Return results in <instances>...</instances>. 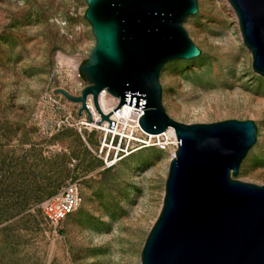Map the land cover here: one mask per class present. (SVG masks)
I'll return each instance as SVG.
<instances>
[{"label":"rangeland","instance_id":"rangeland-1","mask_svg":"<svg viewBox=\"0 0 264 264\" xmlns=\"http://www.w3.org/2000/svg\"><path fill=\"white\" fill-rule=\"evenodd\" d=\"M198 2L184 23L202 52L165 63L163 103L189 123L253 119L257 140L234 176L264 183V75L231 2ZM87 7L0 0V264H140L160 212L175 145L120 151L107 166L103 130L83 125L80 102L55 91L79 94L86 81L69 59L84 62L95 44ZM69 181L82 201L54 225L42 202Z\"/></svg>","mask_w":264,"mask_h":264},{"label":"water","instance_id":"water-1","mask_svg":"<svg viewBox=\"0 0 264 264\" xmlns=\"http://www.w3.org/2000/svg\"><path fill=\"white\" fill-rule=\"evenodd\" d=\"M239 17L253 68L264 75V0H229ZM95 44L80 70L88 83L79 94L55 88L93 115L103 89L144 108L141 126L157 133L174 126L179 146L171 158L160 212L141 250L140 264H264V183L234 176L257 140L251 118L184 122L163 103L159 76L174 58L190 59L201 48L184 22L198 0H87ZM114 108L113 110H115ZM112 110V111H113Z\"/></svg>","mask_w":264,"mask_h":264},{"label":"built area","instance_id":"built-area-1","mask_svg":"<svg viewBox=\"0 0 264 264\" xmlns=\"http://www.w3.org/2000/svg\"><path fill=\"white\" fill-rule=\"evenodd\" d=\"M88 83L87 79L83 83L82 88ZM87 97V103L89 106ZM118 106L116 103L112 110ZM110 111V118L115 120L114 128L109 127L110 121H102L92 123L89 118H84L81 123L85 126L91 125L103 130V136L100 140V150L106 149L104 156L105 165H112L118 159L119 152L129 153L141 146L158 145L161 148H166L170 144L178 146V138H174L168 134L166 130L158 133L146 131L140 124V116L143 113V108L129 103H123L118 108ZM98 115V114H97ZM99 119V118H98ZM114 150L110 154V150ZM82 201V193L77 181H69L58 191L49 195L42 202V209L47 218L54 224L58 225L65 217L73 212L79 203Z\"/></svg>","mask_w":264,"mask_h":264},{"label":"bare ground","instance_id":"bare-ground-1","mask_svg":"<svg viewBox=\"0 0 264 264\" xmlns=\"http://www.w3.org/2000/svg\"><path fill=\"white\" fill-rule=\"evenodd\" d=\"M185 24V23H184ZM67 60V59H66ZM70 62L72 63L74 69H75V74L76 76L78 75V69L81 65V58L79 56H75L72 59H69ZM79 76V75H78ZM77 78V77H76ZM89 98L93 99L92 94H88ZM119 102V97L115 96V95H111L109 93L106 92V89H103L100 94H99V104L100 107L102 108L103 111L105 112H110L113 108V106ZM143 108V107H142ZM89 109L93 115V120L92 123H96L97 120L100 119V113L97 109V107L95 106V103L93 100H89ZM111 113V112H110ZM143 113H144V108H143ZM98 114V115H97ZM99 118V119H98ZM105 121H107V119H105ZM166 132L168 134H171L174 138H178L176 130L174 128V126L169 125L166 129ZM149 132V131H148ZM153 133V132H152ZM158 133V132H157ZM179 140V138H178ZM179 146V143H178ZM178 146L175 148V151L173 153V156L175 155L176 149L178 148Z\"/></svg>","mask_w":264,"mask_h":264}]
</instances>
